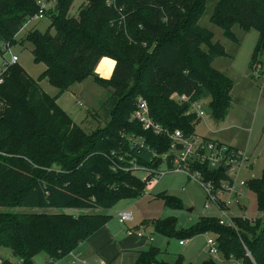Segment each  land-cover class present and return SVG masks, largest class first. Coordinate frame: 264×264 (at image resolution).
I'll use <instances>...</instances> for the list:
<instances>
[{
  "label": "trees",
  "instance_id": "16d2710c",
  "mask_svg": "<svg viewBox=\"0 0 264 264\" xmlns=\"http://www.w3.org/2000/svg\"><path fill=\"white\" fill-rule=\"evenodd\" d=\"M46 1L54 2L46 13L49 29L30 30L18 40L25 23L39 13L38 0H0V57L6 45L28 44L34 64L45 67L35 79L14 65L0 85L2 264H35L41 254L47 263L63 260L110 222L109 211L117 202L146 195L134 165L159 170L171 141L132 120L139 99L148 103L152 118L169 133L179 129L186 137L196 135L200 122L190 113L191 103L209 100L213 118L220 122L233 102L232 79L213 66L227 55L225 48L199 25L208 0H80L74 14L70 11L75 0ZM211 22L232 41H237L232 31L236 25L257 30L259 41L250 66L260 63L264 0H219ZM104 57L116 62L106 81L95 75ZM87 79L109 91L91 115L94 125L88 131L58 104L65 92ZM44 80L56 95L44 90ZM175 95L190 102L180 104ZM197 169L208 178L222 176L205 165ZM247 184L257 194L264 216V174ZM161 198L168 209L183 208L173 196ZM258 224L235 218V228L225 227L212 216L181 230L169 217L155 222L154 231L180 241L211 234L227 263L264 264V222L257 232ZM160 256L159 249L150 248L135 264H185L182 256L174 263Z\"/></svg>",
  "mask_w": 264,
  "mask_h": 264
},
{
  "label": "rangeland",
  "instance_id": "374dc122",
  "mask_svg": "<svg viewBox=\"0 0 264 264\" xmlns=\"http://www.w3.org/2000/svg\"><path fill=\"white\" fill-rule=\"evenodd\" d=\"M218 1L208 0L206 2L205 11L199 25L213 32L214 42H219L225 48L227 55L216 59L213 66L232 79L233 102L227 117L223 121L216 122L209 107V100L203 101L204 116L199 120L195 133L199 138L222 141L237 148L248 160L244 163V170L241 174L242 179L245 181L258 180L264 174V53L260 63L255 67H251V59L259 41L258 31L255 29L244 30L236 25L232 31L237 41H232L225 37L222 29L213 25L211 17ZM80 3V0H75L70 14L77 11ZM50 24L51 20L47 17L42 20H34L23 28L18 40L24 38L30 30L46 32ZM50 33L55 35V30L51 29ZM26 47L17 45V47L12 48V52L19 58V67H22L29 76L36 79L42 74L45 67L34 64L32 48L28 44ZM4 57L6 56L4 55ZM4 57H0V65ZM41 86L49 95H56L57 90L47 80L42 81ZM78 89H81V93L76 91V98L71 92H65L62 98L67 113L74 118L78 126L88 131L94 125L93 122L90 123L91 115L100 108V104L104 100H107L109 91L97 86L92 79H88ZM137 176L143 178L144 175L137 172ZM204 191L199 186L190 183L183 175H168L152 193L147 191L146 195L141 198L123 199L117 202L109 211L112 217L109 224L115 231L135 233L138 229H141L145 232L154 233L155 242L153 246L160 250L161 260L166 257L171 259L182 256L185 264H203L209 260H214L219 264H235L231 261L227 263L221 253L216 258L208 255L204 234H198L189 239L188 243L183 246L178 237L168 239L163 234L154 231L155 222L169 217L175 218L177 221L176 229L181 230L192 229L201 217H217L218 213L214 208L210 210L205 208L206 195ZM163 195H170L181 200L183 208L181 210L166 208L161 198ZM242 205L245 208L244 210H240L235 206L231 208L233 216H245L253 223H260L261 225L258 224L255 228L258 232L264 222V216L258 208L257 194L247 189ZM24 211L32 213L39 210L26 209ZM125 211L132 213L133 219L124 225L120 223L117 217ZM65 212L77 214L74 210ZM163 227L168 228L165 225ZM46 258L45 254H41L37 259L35 258V261L41 263ZM125 259L122 260V263L130 264V260L127 259L126 263Z\"/></svg>",
  "mask_w": 264,
  "mask_h": 264
},
{
  "label": "built area",
  "instance_id": "2783aa9c",
  "mask_svg": "<svg viewBox=\"0 0 264 264\" xmlns=\"http://www.w3.org/2000/svg\"><path fill=\"white\" fill-rule=\"evenodd\" d=\"M37 4L40 8L39 13L30 18L24 27L34 20L46 18V13L52 8L54 2L38 0ZM4 50L6 57L3 56V62L0 65V85L4 83L8 69L19 64V58L12 52V47L6 45ZM174 99L180 104L190 102L186 96L175 95ZM202 103L196 101L190 104V113L195 114L199 119L204 116ZM132 120L140 124L144 131H149L156 136L164 135L171 141L170 152L163 156L162 166L159 170L134 165L136 174L141 172L144 175L140 179L145 183L146 192L152 193L168 175H183L190 183L205 190V208L215 209L221 226L235 228V218L247 219L245 216H233L231 211L233 206L240 210L245 209L242 200L248 189L247 181L243 180L241 175L244 163L248 160L239 150H231L228 145L207 138H199L196 135L186 137L179 129L169 133L152 118L149 105L143 99L138 100ZM199 165L208 166L211 171L218 170L222 176L208 178L197 169ZM117 218L121 224H126L133 219V215L125 211L120 213ZM138 237L147 238L149 242L153 241L152 236L146 237L143 233H138ZM180 243L184 245L185 241H180ZM205 247L211 257L216 258L220 254L216 237L211 234H206ZM65 259H68L69 262L65 263ZM65 259L46 264H87V261L83 260L78 252H71ZM2 262L3 257L0 252V264Z\"/></svg>",
  "mask_w": 264,
  "mask_h": 264
},
{
  "label": "crops",
  "instance_id": "0c3cea01",
  "mask_svg": "<svg viewBox=\"0 0 264 264\" xmlns=\"http://www.w3.org/2000/svg\"><path fill=\"white\" fill-rule=\"evenodd\" d=\"M115 66H116V62L114 60L108 57H104L100 59V61L96 65L95 75L101 79H104L105 81L110 80L113 75ZM87 80H85L84 82H86ZM84 82L75 84L67 92H71L72 94H74L73 95L74 98H76L77 96L76 91L77 92L79 91V93H81V89H78V88H80V86H82ZM96 85L99 86L98 84ZM58 104L65 112H67V109L64 106L62 96L58 99ZM72 119L74 121V118ZM217 142L228 145L222 141H217ZM230 147L235 148L234 146H231V145ZM138 233H143L145 234L146 237L152 236L153 241L149 242L147 238L145 239L139 238ZM205 238H206V235H205ZM188 241L189 240H186L183 246H185L188 243ZM154 242H155V234L152 232H145L141 229H138L135 233L115 231L112 229L111 225L108 223L103 228H101L99 232H97L96 234L91 236L86 242H84L77 252L80 254L83 260L87 261V264H90V262L91 264H123L122 260L125 258H126L125 259L126 263H127L126 260L128 259L130 260L129 261L130 264H135L141 253L148 251L150 248H156L153 246ZM160 258L161 257H159V260H161ZM176 259L177 257H174L171 259H168L166 257L162 261H165L167 263H174ZM65 260H66L64 261L65 263L69 262L68 259H65ZM47 261L48 259L46 258V260L41 263H37L35 261V264H46ZM231 262H234L235 264H241L240 262H237L235 260H232Z\"/></svg>",
  "mask_w": 264,
  "mask_h": 264
}]
</instances>
